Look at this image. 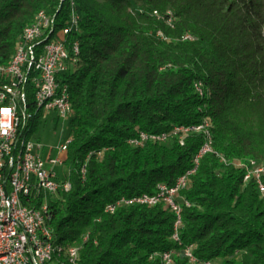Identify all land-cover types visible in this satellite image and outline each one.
<instances>
[{
  "label": "trees",
  "instance_id": "obj_1",
  "mask_svg": "<svg viewBox=\"0 0 264 264\" xmlns=\"http://www.w3.org/2000/svg\"><path fill=\"white\" fill-rule=\"evenodd\" d=\"M73 2L80 61L61 76L71 102L62 179L71 188L49 201L55 242L79 244L78 264H162L164 251L170 264H264V193L239 166L264 162V0ZM71 8V0H0V65L39 10L62 28ZM205 120L211 151L178 192V240L164 202L105 210L194 168L205 135L188 132L180 144L175 127ZM140 131L168 138L131 145Z\"/></svg>",
  "mask_w": 264,
  "mask_h": 264
},
{
  "label": "built area",
  "instance_id": "obj_2",
  "mask_svg": "<svg viewBox=\"0 0 264 264\" xmlns=\"http://www.w3.org/2000/svg\"><path fill=\"white\" fill-rule=\"evenodd\" d=\"M54 18H56V14L52 15L51 18L41 16L37 25L28 31V38H24L28 40V55L20 57L16 64L0 65V76L5 78L4 81L0 80V264H11V261H18L21 264H53V231L49 224L50 206L44 201V196L45 194L67 191L71 188L69 181L57 180V173L54 170L56 165L62 164L61 154L67 150L71 138H67L64 143L58 146L56 157L52 156V147L44 146L39 141H32L28 149L29 173L27 181H24L31 210L22 211L15 203L14 183L19 179L15 141L19 131L26 129L25 113L27 112L28 87L32 90L33 99L43 92H52L51 103L45 105L42 111L55 110L61 117H69L71 112V108H66L64 103L61 76L65 72L72 71V62L80 43L78 40H71L70 35L76 32L78 28L73 19V10H71L66 25L56 29V36L52 45L39 48L37 39L42 37V32L45 29L52 28ZM32 52L41 54V63L40 67L34 71V82H27L26 69L29 60L32 59ZM193 127L198 128V125H193ZM140 133L144 140L154 136L153 133L142 131ZM201 155L202 152L195 156V166L196 160ZM47 163L51 164L53 168L46 169ZM186 172L179 176L171 186L158 184L155 193L133 196L129 199H153L154 205H156L157 194L169 195V190H174L175 184H181ZM244 176L264 179L261 176L246 173ZM120 200L108 204L105 210L113 212L116 207L120 206ZM33 202H40V209H33ZM37 210L47 211V223H40ZM180 223L181 219H178L177 227L173 233L176 240L179 239L177 228ZM69 247L70 256L64 257L69 259L70 264H78L80 249H75V245ZM186 251L190 256V250ZM171 255L172 251L167 254H160L162 264H170ZM190 258L195 259L191 256Z\"/></svg>",
  "mask_w": 264,
  "mask_h": 264
},
{
  "label": "bare ground",
  "instance_id": "obj_3",
  "mask_svg": "<svg viewBox=\"0 0 264 264\" xmlns=\"http://www.w3.org/2000/svg\"><path fill=\"white\" fill-rule=\"evenodd\" d=\"M71 10H73V19L76 22L77 28L79 26V15L75 11L74 8V2L71 0ZM43 16V18H51V14L47 13L44 10H39L32 22L24 27L22 30L16 44V50L15 53L8 65L16 64L20 57L23 55H28V40L24 38H28V31L30 29L34 28L35 25H37L39 18ZM56 18L52 20V28L45 29L44 32H42V37L37 39V46L39 48H46L48 45H52V42L54 40V37L56 36ZM80 45H78L77 54L75 56L74 61L72 62V71L77 67L80 57ZM41 63V54L39 52H32V59L29 60L28 66L26 69V80L27 82H34V71L37 70L40 67ZM62 93H64V103L66 108H71V102H70V96L68 92L67 85L65 83H62ZM195 90L199 93V95H203V88L202 84L200 82H195L194 84ZM52 100V92H43L41 94H38L36 98L33 99L32 102V110H28L27 104H26V113H25V123H26V129L20 130L19 135L16 138L15 141V152H16V161L19 166L18 168V178L17 182L14 183V194H15V203L17 207L22 211H29L31 210V203L29 202L27 195H26V185L24 181H27V176L29 173V163H28V149L30 146L31 140L27 139V133H28V126L29 122L33 119V117L39 113L42 112V109L45 105L51 103ZM203 132L205 135V140L203 145L199 148L196 155L200 154L202 152V155L206 152L211 151V135L209 130V124L205 120L202 124L198 125V128L193 127V125L189 126H178L177 129H175V133L178 134L179 142L180 144H183L185 135L188 132ZM144 133H151L142 131ZM153 137H150V139L144 140V137H142L141 133L139 132L137 136L131 138L129 143L133 146H140V144H144L147 141H166L168 138V135L165 132L161 133H153ZM164 137H161L163 136ZM199 156V158L196 160V166L202 157ZM196 166L192 169V171L187 170L186 174L184 175V178H182L181 184H175L174 190H169L168 194H157V204L160 202H164L176 215V219L174 222V232L175 228L177 227V220L181 219L180 212L181 207L180 204L177 202L178 192L181 188H184L187 184L189 176L193 173ZM239 166H241L244 169V173L248 175H257L264 178V162L249 158L246 161L239 163ZM85 166H82L81 172L84 173ZM245 181L254 180L257 183V187L261 193H264V182L263 179H260L258 177L254 176H244ZM142 195H150L147 193H144ZM120 200V199H119ZM118 200V201H119ZM185 205H189L188 201H184ZM131 204H148V205H154L153 199H129V198H121L120 205H131ZM33 209H40V202H33ZM51 215V213H50ZM37 217L39 218L40 223H47L48 222V213L45 210H37ZM171 238L176 241V237L174 234H172ZM86 239V237H84ZM80 245H75V249H80ZM186 250H190V247H187L185 249V255L189 258L190 261L195 262L196 259H191V257H194L190 251V256L188 255V252ZM171 251H164L160 254H167ZM64 256H70V247L64 246L62 244L56 243L54 240V234L52 238V262L53 264H70L69 259L65 258ZM0 257H1V250H0ZM171 261H172V255H171ZM11 264H21L18 261H11ZM199 264H210V262L204 261L200 262Z\"/></svg>",
  "mask_w": 264,
  "mask_h": 264
},
{
  "label": "rangeland",
  "instance_id": "obj_4",
  "mask_svg": "<svg viewBox=\"0 0 264 264\" xmlns=\"http://www.w3.org/2000/svg\"><path fill=\"white\" fill-rule=\"evenodd\" d=\"M39 115L34 116L29 122L28 133L26 138L35 142L39 141L42 145L52 147V156L56 157L58 153V146L64 143L70 136V119L69 117H61L55 110L42 111ZM51 164H46V169H52ZM63 165H56L54 167L57 173V180L63 177ZM57 196L56 194H45L44 201H49ZM215 264H218L215 263Z\"/></svg>",
  "mask_w": 264,
  "mask_h": 264
}]
</instances>
